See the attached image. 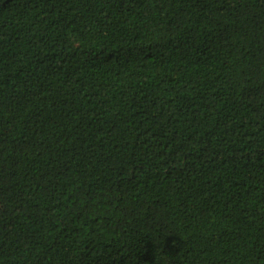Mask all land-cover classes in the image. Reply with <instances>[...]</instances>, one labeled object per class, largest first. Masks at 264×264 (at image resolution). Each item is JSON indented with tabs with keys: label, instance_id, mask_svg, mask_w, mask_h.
<instances>
[{
	"label": "trees",
	"instance_id": "1",
	"mask_svg": "<svg viewBox=\"0 0 264 264\" xmlns=\"http://www.w3.org/2000/svg\"><path fill=\"white\" fill-rule=\"evenodd\" d=\"M0 264H264V0H0Z\"/></svg>",
	"mask_w": 264,
	"mask_h": 264
}]
</instances>
